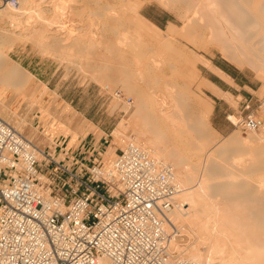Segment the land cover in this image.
Instances as JSON below:
<instances>
[{
    "label": "rangeland",
    "instance_id": "374dc122",
    "mask_svg": "<svg viewBox=\"0 0 264 264\" xmlns=\"http://www.w3.org/2000/svg\"><path fill=\"white\" fill-rule=\"evenodd\" d=\"M17 1L18 0H16V2ZM37 1H41L42 3H40V6H43L44 8L51 9L53 6V4L50 3L52 0ZM37 1L36 3H38ZM54 1V5H56L57 0ZM74 2L71 6L72 9L74 8V14L72 13V16L66 17L67 19L65 18V23L64 19H62L63 22L58 21L56 25L57 27L60 26V24H64V26L69 29L76 28L77 34H79L77 37L90 38L93 37L92 33L97 29V24L100 21L103 27L102 29H105V27L108 28L106 33H109L106 35L104 32V39L106 38V42L107 39H115L117 36L114 34L116 27L117 30H119L121 26H125L126 28L129 27V29H131L132 32L127 28V32L132 34H129V36L133 37V41L138 39L135 41L137 44H134L133 42L132 47H128L129 50L127 49V51L122 53L123 58L114 55L110 56L109 54L111 53L104 49H93L92 52L88 53L79 50L78 48H73V50L68 51V45L65 44V42H63L65 44H63L64 47L59 45L62 42L58 37H54V40L51 39V41L48 40L44 43V48H40L38 45L32 43V41L22 39L20 31L17 32L18 28H15V31L14 27L9 25L10 22L6 20L8 23L5 25V20H0L1 22L3 21L2 24L0 23V27L9 30H7V38L9 42L17 40L16 44H19L17 47H14L15 44L12 46L10 45L8 54L34 74L35 78L33 77L34 79H32L31 84L33 86L38 84V86H36V94L33 100L29 101L22 94L14 93H12L9 98L2 99L1 102L3 104L0 103V116L39 146L50 145L52 147L54 144L53 142H55L52 138L56 137L58 138V142L55 144H58L61 141H64V144H67L68 141H70L68 147L71 146L75 149L81 138H84L88 134L87 140L90 136L96 137L98 141L102 139L100 145L102 151H104V149L106 151L107 147L111 145L114 148L115 153L110 157L113 155L115 156L116 152L120 148H123L127 144L126 142L130 139L134 140L135 137L143 136L145 133L146 136L151 135V131H155L157 126L154 127V120L152 118L144 120L145 118L140 114L132 115L135 110L134 96L128 93L126 87L121 85L120 79L116 78L114 82L106 83L103 79L102 72L97 70V66L101 67L108 61V64L111 65L112 69L107 71V74L112 76L121 68H127L128 70H131V72H134L139 66L135 65L134 62L135 60H140V62L148 63L149 65H144L141 68L139 67L142 69L141 75H137L134 72L131 76L129 75V77L138 81L143 89L153 90L158 104H162L163 101H166L167 104L169 103L172 105L173 103H177V105H180V107L183 108L186 104L188 105L191 103L190 108L192 107V113L194 116L198 115L197 113L206 101H209L212 104V111L207 119V127L204 129V132H202L203 139L194 132H191L190 128L186 129V132H180L182 135H179V130L176 129L177 125L171 127L168 125L167 121H164V119L158 118L156 120V123L160 125H168V128L165 127L164 132L170 141H176V148L178 146L177 149L180 150V153H178L176 157L178 156L182 161L190 158L193 162H198V165L200 164L199 175L205 173V171L208 172V170H210L213 165H216V163L220 165L225 163L223 166L226 170L225 172L231 176L228 178L231 185H236L239 181L241 182L242 179L246 178V176H242V172L244 173L243 167H246L248 164L250 165V162L252 163V161H254L253 159H250L251 156L254 155H251L250 152L247 151V149H251L252 146L247 149L244 147V150L243 148L240 149L238 147H233L227 149L224 154L213 152L210 156L209 153L211 152L209 150L213 148L214 145H219L224 142V139H227L230 135H238L240 138L248 139L250 135H264V132H241L240 130L235 129L226 119L227 114L225 115L226 130L220 132L210 119L214 109V100L205 90L211 85H208L204 78H206L205 75L207 70L210 69L208 67V60H210L211 65L212 61L219 64H228V66L233 68L235 72H239L240 70L247 74L253 86L259 88V92L257 93L258 96L264 98V70L259 67L260 65L262 66L263 63L260 65L256 63L257 65H255V63H252L254 62L253 60L256 59L254 54H250L249 56V54H240V52L239 54H233L236 56L237 61L226 58L221 51L224 44L222 43L223 46H221L222 44L220 45L221 40L226 38V34H218L217 32H214V34L207 36L206 31L202 32V30H196L201 34L199 36L196 34L194 35L193 31L195 28L190 23L186 24L184 22V13L181 12V9L178 10L177 7H175L177 6L176 3L167 4V1L164 2V0H109V6H107L108 4L106 0H74ZM104 2H106V4H104ZM172 2L175 1L172 0ZM2 4L3 2L0 0V5ZM101 4H104V7ZM34 5L35 2L33 3V6ZM70 5V1H66L63 6L68 8ZM53 8L49 10V12L47 11V13L51 15ZM99 13H104V15ZM142 16L146 17L149 22L143 21ZM20 17L21 21L22 18L23 21L26 19V15H21ZM119 17L122 19L120 20ZM116 23L118 26H116ZM151 23H154L160 29L154 31L155 29ZM112 29L114 30L113 32ZM89 31L92 34L91 36ZM12 32H17L16 34L19 33V37L21 35L20 39L15 33L11 34ZM192 34L196 37L191 38L194 37ZM200 46L202 47L200 48ZM225 49L227 51H232L231 48L229 50L226 46ZM83 54L97 55L93 56L96 57L94 58L95 60L90 61L91 58H88L87 61V58L85 59ZM261 55L260 58L264 57V54L263 56ZM79 58L81 62L84 60L83 64L86 63L82 67L77 66L76 62H79ZM89 62H91L92 65H90L91 63L88 64ZM215 69L216 68L213 67V70ZM215 71L217 72L218 69ZM101 83L109 84V89L103 87ZM2 88L3 86L0 87V92L3 90ZM117 92H120L121 95L117 94ZM2 96H0V99ZM128 99L130 101H128ZM150 99L155 102L154 96ZM230 102L234 107L237 106V103L234 100H230ZM121 121L124 125L123 128H126L125 130L123 129V132H125L124 135L127 136H125L127 139L124 137L126 141L123 142V144L121 141H119V144L116 139L117 137L112 133L113 130L119 129L116 128V126H118L117 123H120ZM193 121H191V123ZM138 132L140 133L139 135ZM190 134H192V136H190ZM248 143L251 145L253 143L254 145V142L252 141ZM241 154L245 156L242 155L243 160L240 159L242 157ZM105 155L106 154L104 153V158ZM249 155H251L249 157L250 160H246L245 158H248ZM233 156L239 157L236 159V157L233 158ZM244 159L246 162H244ZM241 160L243 161L242 163ZM167 162L171 163V161ZM230 162L231 164L234 163L233 166L229 164ZM238 163L242 165L241 168H238L241 166ZM171 165L173 164L171 163ZM173 167L175 166L173 165ZM175 169L177 168L175 167ZM182 169L183 171H187L189 166L184 165L182 166ZM257 173H251V177L257 176ZM198 181L199 179H195L187 185H183L182 188L184 187L185 191L195 188L198 185ZM188 187L190 188L186 190ZM211 192L209 191V194L212 195L213 192ZM240 195V190H234L232 199L226 201L222 198V201L237 210V214L239 213L238 216L241 217L238 219L237 216V219L241 224L246 225L247 223V225H250L253 223V226H255L256 222L262 224L263 221L257 220L254 214L249 211V208L254 205L255 202L249 201V199H245ZM243 221L245 223H242ZM181 232L182 233L175 238L174 243L178 244L180 247H177L178 250H176V252L184 254L186 251L185 249L191 248L193 244H196L197 240L192 232H187L185 229ZM202 247H204V245H202Z\"/></svg>",
    "mask_w": 264,
    "mask_h": 264
},
{
    "label": "built area",
    "instance_id": "2783aa9c",
    "mask_svg": "<svg viewBox=\"0 0 264 264\" xmlns=\"http://www.w3.org/2000/svg\"><path fill=\"white\" fill-rule=\"evenodd\" d=\"M244 108L226 119L264 132V101ZM63 144L41 148L0 116V264H197L170 247L169 165L130 142L109 161L101 146Z\"/></svg>",
    "mask_w": 264,
    "mask_h": 264
},
{
    "label": "bare ground",
    "instance_id": "6f19581e",
    "mask_svg": "<svg viewBox=\"0 0 264 264\" xmlns=\"http://www.w3.org/2000/svg\"><path fill=\"white\" fill-rule=\"evenodd\" d=\"M36 1L37 0H18L15 4H12L9 0L4 1L3 4L0 5V20H5V25L10 22L9 25L13 26L14 30L15 28H18L17 32L20 31L22 39L32 41V43L38 45L40 48L43 47L44 43L48 40L51 41V39L54 37H58V39H60L62 42L59 45L63 46V42H65V44L68 45V51L73 50V48H78L79 50L86 51L88 53L92 52L93 49H104L111 53L109 54L110 56L114 55L122 57V53L127 51V49L129 50L128 47H132V43L134 42L135 44V41L138 40L135 39V41H133V37L129 36V34L132 35L131 33L127 32V28L129 29V27L126 28L125 26H121L119 30H117L116 26L118 25L116 23L114 34L117 36L114 40L110 38L112 41L107 39L105 42L106 38L104 39V34L106 31H108V28L105 27V29H102L103 27L100 21L97 24V29L92 33L93 37H77L79 34H77L76 28L69 29L64 26V24H60L58 27L56 26L58 21L63 22L62 19H64L65 23V18L72 16V13L74 14V8H71L74 0H57L56 5H54L55 1L52 0L50 3L53 4L54 8L52 6L53 11L51 12V15L47 13V11L49 12V10L52 8H44L43 6H40V3H42L41 1H37L38 3H36ZM66 1H70L71 4L68 6V8L63 6ZM106 1L108 4L109 0ZM165 1H167V4H177L175 7H177L178 10L181 9V12L184 13V22L186 24L190 23L195 28L193 31L194 33L192 32L194 35L196 34L199 36L201 34L196 30H202V32L206 31L207 36L214 34V32H217L218 34H226V38L221 40L220 43V45L222 43L224 44V46L223 44L221 46H223L225 51L223 49L221 51L226 58L237 61L236 56L233 54H239V52L240 54H249V56L250 54H254L256 59L253 60L254 62L252 63H255V65H260L263 63L264 65V57L260 58V55L262 54L261 56H263L264 54V0H173L175 2H172V0H164V2ZM34 2V6L36 7L33 6ZM104 4H106V2H104ZM107 6H109V4ZM104 13L99 14L104 15ZM21 15H26V19L24 21L23 18L21 21ZM119 18L120 20L122 19L121 17ZM143 21L149 22L146 17H143ZM2 22L0 21L1 24ZM151 25L155 29H153L154 31L160 29L154 23H151ZM7 30V28L0 27V87L3 86V90L0 92V94L3 95L0 96L3 98L1 97L0 103L3 104L1 100L9 98L12 93L22 94L29 101L33 100L36 94V86H38V84L33 86L31 83L32 79L35 78L34 74L22 66L21 63L14 57H11L10 54H8L10 45L12 46L15 44L14 47H17L19 44H16L17 40L14 42H9L7 38ZM113 31L114 30L112 29V32ZM129 31H131V29H129ZM13 33L15 32H12L11 34ZM89 33L91 36L92 34L90 31ZM193 34L192 36H194ZM195 37L196 36L191 38ZM225 46L228 47L229 50L231 48L233 53L232 51H227ZM201 47L202 46H200V48ZM95 55L97 54H83L85 59L87 58V61L88 58H91L90 61L95 60L94 58L96 57H93ZM78 60L79 62L75 61L78 67H82L86 64H83L84 60L82 62L80 61V58ZM208 62V67H210V60H208ZM90 63L91 62L88 64ZM105 63L106 64L101 67L97 66L98 69L96 67L95 68L99 70V72H102L103 79L106 81V83H112L116 80V78L120 79L121 85L126 87L128 93L134 96L135 110L133 111L132 115L140 114L143 118H145L144 120L152 118L154 120V127L157 126L155 131H151L152 129L150 128V131L152 132H150L151 135L146 136L145 133L143 136L141 135L140 137H135L134 140L128 139L129 141L127 140L128 142L126 143L130 142L136 144L142 149L146 150L151 156L158 159L160 162L169 166L172 163L177 168L175 169L173 165H171L172 167L170 166L173 169L175 179L180 186V191L177 194L178 205L169 213V218L178 228L180 233H182L181 231L185 229L187 232H192L193 236H195L197 240L196 244H193L191 248L185 249L186 251L184 250V254L178 252L180 254L178 255L181 258L194 261L197 264H264V135H250L249 138L247 136L248 139L240 138L238 135H230L227 137V139H224V142L220 143L219 145H214L213 148L209 150L211 152L209 153L210 156L213 152L224 154L227 149L233 147H238L240 149L243 148L244 150V147L247 149L248 147L250 148L252 146L251 149H249L250 151L248 149L247 151L254 156L249 155L248 158L245 159L248 160L251 156L250 159L254 160L252 161L253 164L250 162V165L248 164L249 166L246 165V167H243L244 173L242 172V176H246V178L242 179L241 182L239 181L238 184L231 185L229 183L228 178L231 176L225 172L226 170L223 166L225 163L223 165L216 163V165H213L210 170H208V172L205 171V173L199 175L200 164L198 165V162H193L190 158H187L185 161L179 159L178 156L177 158L176 155L180 153V150L177 149L178 146L176 148V141H170L164 130L165 127L168 128V125L171 127L177 125L176 129L179 130V135H182L180 132H186V129L190 128L191 132H194L202 138V132H204V129L207 127V119L212 111V104L209 101H206L202 107L200 106L201 108L197 113V116H194L192 113V107L190 108L191 103L188 105L186 104V106L183 108L180 107V105H177V103H173L172 105L168 103V105L166 101H163L162 104H158L157 100L155 99V92L153 90L143 89L138 81L129 77V75L131 76V74L134 72L137 75H141L142 69L140 68L144 65H149L148 63L135 60L134 64L137 66L139 65L137 70L131 72V70H128L127 68H121L117 70L116 73L113 71L114 74L112 76L107 74V71L112 69L111 65L108 64V61ZM90 65H92V63ZM263 65L259 66L262 70H264ZM206 83L210 85L208 81H206ZM102 85L103 87L107 88L109 86V84ZM153 96L155 102L151 101L150 99L153 98ZM158 118L164 119L165 122L167 121L168 125L163 126L156 123ZM191 121L193 122L191 123ZM117 124L118 126H116V128L119 129L113 130L112 133H114V136L117 137V141H121L123 144V142L126 141L124 139L126 135H124L125 132H123L124 125L122 124V121ZM139 134L140 133L138 132V135ZM190 136H192V134H190ZM251 141L254 142V145L253 143L252 145L248 143ZM69 142L70 141H68L66 144V148L69 146ZM53 143L54 144L52 148L55 145V142ZM79 144L83 145L82 143ZM100 145L101 144H97L96 146ZM40 146L42 148L44 145ZM247 151L246 153L248 154ZM104 153L107 155H105V158L107 159L104 158V160L109 161L114 156L113 155L110 157L115 153L114 148L109 145L106 151L104 149L103 155ZM242 155L243 154H241V156ZM243 156L240 159H242ZM235 157L233 156V158ZM245 159L244 162H246ZM242 160L241 163L243 162ZM167 161H171V163ZM229 164L233 166L234 163L231 164L230 162ZM238 164L241 165L240 163ZM184 165L189 166L187 171H183L182 166ZM241 167L242 165L238 168ZM251 173H257V176L251 177ZM195 179H199L198 185L195 188L189 189L190 187H188L186 188V190L189 189L188 191H185L184 187L182 188L183 185H187L189 182H192ZM234 190H240L241 197L255 202L254 205L249 208V211L254 214L257 220L263 221L262 224L255 221V226H253L254 224L251 223L250 225L253 226L251 227L250 225H247V223L246 225H243L240 223V221H238V219L241 217L238 216L239 213L237 214V210L229 206L226 202L222 201L223 199L226 201L232 199ZM209 191H212L214 194L212 192V195L209 194ZM242 223L245 222L243 221ZM175 238L171 241L170 247L171 250L177 254V247H180L178 244L174 243ZM202 245H204V247H202Z\"/></svg>",
    "mask_w": 264,
    "mask_h": 264
},
{
    "label": "crops",
    "instance_id": "0c3cea01",
    "mask_svg": "<svg viewBox=\"0 0 264 264\" xmlns=\"http://www.w3.org/2000/svg\"><path fill=\"white\" fill-rule=\"evenodd\" d=\"M212 65L216 68L215 70L218 69L217 72L221 74L213 70ZM212 65L206 72V78H204L211 85L205 90L214 100V109L210 119L220 132H224L226 130V114L247 113L248 110L244 108L245 104H249V110H256L258 102L263 101L264 98L258 96L257 93L259 92V88L253 86L247 74L244 72L240 70L239 72H235L228 64H219L212 61ZM230 100H234L237 106L234 107ZM87 136L88 134L79 141L85 148L96 146L102 142V139L98 141L96 137L91 136L87 140ZM52 139L55 143L58 142V138L53 137ZM67 148L69 152H74L75 150L71 146Z\"/></svg>",
    "mask_w": 264,
    "mask_h": 264
}]
</instances>
